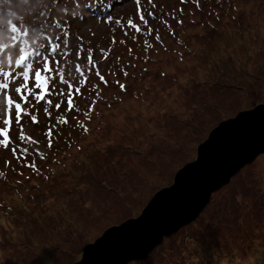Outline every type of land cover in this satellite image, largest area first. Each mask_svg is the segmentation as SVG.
Returning a JSON list of instances; mask_svg holds the SVG:
<instances>
[{"label":"rangeland","instance_id":"obj_1","mask_svg":"<svg viewBox=\"0 0 264 264\" xmlns=\"http://www.w3.org/2000/svg\"><path fill=\"white\" fill-rule=\"evenodd\" d=\"M153 3L141 0L155 15L137 33L123 28L128 18L139 23L134 0H0V63L70 28L72 45L83 35L108 52L100 71L110 81L105 87L90 76L100 88L91 119L66 113L88 131L57 123L51 149L42 133L53 118L38 109L39 125L22 120L40 143L25 139L13 147L39 172L0 149V264H79L86 244L139 216L173 183L215 126L264 103V0ZM77 99L86 109L89 101ZM127 264H264V153L215 191L194 221Z\"/></svg>","mask_w":264,"mask_h":264},{"label":"snow or ice","instance_id":"obj_2","mask_svg":"<svg viewBox=\"0 0 264 264\" xmlns=\"http://www.w3.org/2000/svg\"><path fill=\"white\" fill-rule=\"evenodd\" d=\"M136 4V16L139 23L134 22L132 18L123 22V28H131L133 31L140 33L142 25L147 26L146 16H154L155 12L147 11L142 8L141 0H134ZM187 0H181L185 3ZM196 7H199V0H193ZM148 6L155 8L153 0H148ZM180 11H183L181 8ZM108 20L112 24L113 17L109 16ZM166 24V21H162ZM182 23V21H177ZM146 30V27H145ZM110 31H113L110 28ZM59 36L50 37L39 49H33L26 54L17 51L12 58L11 63H0V149L11 152L12 156L18 163H23L25 167L39 172L34 161L21 160L18 155V148L13 144L19 141L28 140L29 143L39 144L38 139H34L31 134L25 132V126L22 120L29 124L39 125L37 110L41 111L46 118H53V122L46 125V131L42 134L45 138L46 147L51 149L56 137L60 136L57 123L63 127L79 128L87 132L86 124H81L76 116L72 117L75 123L69 122L67 112H75L84 115L88 120L91 119L89 113L96 104V98L100 88L96 83L90 80L94 75L105 87H108L110 81L101 74L100 67L109 59L108 52L105 49L96 48L85 42L83 35L75 37L77 43L71 44V31L69 29H60ZM64 37H69L68 41ZM157 41L161 37L156 33L154 37ZM131 39L135 40L133 36ZM54 41V42H53ZM115 33L110 38V43L114 44ZM124 43V41H121ZM146 47H152L146 44ZM131 53V48L128 49ZM95 55V59H94ZM71 57V58H70ZM121 74L128 76L126 68L116 65ZM87 71V74H86ZM108 74L114 75V66L109 65ZM121 92L126 91L125 85L119 80H113ZM34 85V87H30ZM83 89V91H82ZM87 99L89 101L87 108H81L78 99ZM41 101H44L41 103ZM63 105V108H62ZM55 111V116H54ZM10 129L15 131V135L10 137ZM28 149L24 150L26 156ZM41 159H46L39 151L36 153ZM3 163L8 165L10 162L7 157ZM4 176V172H0Z\"/></svg>","mask_w":264,"mask_h":264},{"label":"water","instance_id":"obj_3","mask_svg":"<svg viewBox=\"0 0 264 264\" xmlns=\"http://www.w3.org/2000/svg\"><path fill=\"white\" fill-rule=\"evenodd\" d=\"M264 153V103L222 120L196 149L195 160L158 190L139 216L109 227L82 249L79 264H127L146 259L164 237L194 221L212 194Z\"/></svg>","mask_w":264,"mask_h":264},{"label":"trees","instance_id":"obj_4","mask_svg":"<svg viewBox=\"0 0 264 264\" xmlns=\"http://www.w3.org/2000/svg\"><path fill=\"white\" fill-rule=\"evenodd\" d=\"M15 15H17V16H19L18 14H19V12L18 11H15V13H14ZM21 50H24L22 47L20 48ZM26 53V52H25Z\"/></svg>","mask_w":264,"mask_h":264}]
</instances>
